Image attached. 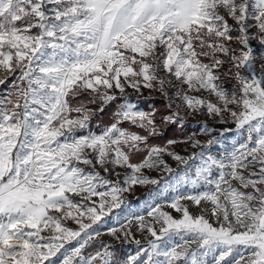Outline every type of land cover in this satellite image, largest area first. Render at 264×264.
I'll use <instances>...</instances> for the list:
<instances>
[{"label":"snow or ice","instance_id":"snow-or-ice-1","mask_svg":"<svg viewBox=\"0 0 264 264\" xmlns=\"http://www.w3.org/2000/svg\"><path fill=\"white\" fill-rule=\"evenodd\" d=\"M251 41L264 45V0H0V264H118L103 235L136 245L123 264H264V55ZM144 89L167 101L164 124L234 123L231 149L151 143L156 112L130 99ZM189 142L199 151L173 149ZM137 185L159 186L146 214H114Z\"/></svg>","mask_w":264,"mask_h":264},{"label":"rangeland","instance_id":"rangeland-1","mask_svg":"<svg viewBox=\"0 0 264 264\" xmlns=\"http://www.w3.org/2000/svg\"><path fill=\"white\" fill-rule=\"evenodd\" d=\"M251 31H255V29H251ZM251 46L253 48V54L256 57H260L261 55H264V45H260L258 42L256 41H251ZM259 63V61H257V64ZM11 79V78H10ZM7 85L4 86H0V88H4ZM129 92H131L132 90L129 89ZM195 95H203V96H208L207 93H195ZM156 98H160L163 99L164 101H166L158 92H151L147 89L143 90V95L140 97H137L136 95H132L130 97L131 101L136 103L139 107L140 110L145 111V112H150L153 111L154 108L152 106V104H149V102L151 101V99H156ZM209 99L214 100V97L208 96ZM167 103V101H166ZM177 103H179V101H177ZM146 104L148 105V108L146 107ZM96 107H98V105H95ZM173 107H175V105H173ZM115 111L114 109H110L108 111V113L110 114L111 119L108 120V122H106L107 124H103L101 125V127H103L104 125H108L110 124L109 122H111L112 120V113ZM72 115H75V113H73ZM101 115V113H97L95 116L92 117V121H91V128L93 131H100V128L97 127V124H99V120H97V118ZM169 115V114H168ZM181 115H184V112L181 111ZM167 116V115H166ZM100 118V117H99ZM161 124L164 125V123L162 122V119L160 120ZM101 123V122H100ZM204 124H207V126L210 129H213L211 136H205L201 134L202 128L204 126ZM173 125V124H172ZM125 128H128L130 131H136L135 129L132 128L131 125L125 123L124 125H122ZM180 127V126H179ZM183 130L186 129L187 132L185 133L184 137H180L179 135H177L176 137H172L170 139H174V140H178V141H183V140H188L189 137H194L195 139H199L201 141V143H206L208 139H210L212 136H216L218 137L223 144V147L221 145H215L210 149L211 154L213 155H217L218 153H222L224 152L226 149L230 150L232 147V140L236 139L237 137V133L235 132V124L234 123H220L219 122V118H211V117H207L204 115H200V114H196V115H191L186 119V122L184 124L183 127H181ZM225 128H230L233 129V131L231 132H227L224 134V136H220V132L225 129ZM195 134V136H194ZM169 139V140H170ZM167 143V141L165 142V144ZM162 144L161 146L165 145ZM187 148L188 151H184V149ZM173 149L175 151H177L178 153H180L181 155H190L193 152L199 151V149H192L190 146V142L188 144H183V143H179L177 145L173 146ZM142 158L141 154H138L137 156L133 157V162H139V160ZM166 161L174 168L176 169L177 172L181 171L183 166H177L176 162L172 161L171 158L169 157H165ZM191 163V162H190ZM144 173L150 177L156 178V179H160L161 180V184L163 183L164 179H169L170 178V174L169 173H165L163 171H156V170H143ZM159 186H154V185H147V186H134L132 188V190L128 193L124 194V199H125V205L121 206V209H114L113 213H121V210H124V214H129L130 212H132L133 210L136 211L137 213H144L146 214V210L143 209L141 207V205L144 204V202L149 198V194L153 191H156L158 189ZM172 193H168V196H171ZM158 203H165V199H161L159 201H157ZM163 210L165 211H169L171 212V214L174 217H179V214L176 213L175 211H173L170 208L165 207ZM191 211H195V209H190ZM108 219V218H105ZM88 222V221H85ZM111 223V221H110ZM68 226L73 228V229H77L78 226L72 222V221H68L67 222ZM103 231H107V226L103 229ZM136 238L137 239H141L142 243H144L143 237L137 233L136 234ZM100 240H103L104 242H109L112 243L115 247L119 246L120 248H122V252L118 253L115 252V255L117 257V261L118 264H123V261L129 256V255H134L136 252V245L133 243H124V242H117L115 240H113V238L111 236L108 235H103L99 238H97V241L95 243H99ZM75 244V241L72 242V244L70 245H66V247H71ZM96 250L95 247H90L87 248L85 250V255H87L88 253H92ZM56 258L54 257L53 260H55ZM231 259V257L229 258Z\"/></svg>","mask_w":264,"mask_h":264},{"label":"trees","instance_id":"trees-1","mask_svg":"<svg viewBox=\"0 0 264 264\" xmlns=\"http://www.w3.org/2000/svg\"><path fill=\"white\" fill-rule=\"evenodd\" d=\"M149 104H152L156 112L155 121L157 125L160 127V130L162 132V134L159 136L150 137L151 143L162 145V144H165V142L168 141L170 138L176 137L177 135H179L180 137L185 136V133L187 132L186 129L183 130L181 127H179L178 125H174V124L173 125L172 124H164V125L161 124L160 120L163 119L164 116L170 114V109H168L166 101L160 98H156V99H151ZM149 104H146L147 108ZM90 107L96 108L95 105H90ZM114 108H116V105L114 104L109 105L105 109V111L101 113V115L99 116L100 118L99 117L97 118V120L101 122V123L99 122L100 125L107 124L106 122H108V120L111 119L108 111ZM132 128L135 129L136 131H140L142 134H146V133H143L142 130L136 129L134 127ZM141 155H144V154H141ZM115 252H118V253L122 252V248H120L119 246H116Z\"/></svg>","mask_w":264,"mask_h":264}]
</instances>
